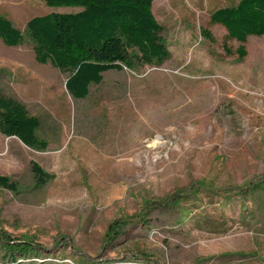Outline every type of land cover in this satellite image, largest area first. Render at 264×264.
<instances>
[{
    "label": "rangeland",
    "instance_id": "rangeland-1",
    "mask_svg": "<svg viewBox=\"0 0 264 264\" xmlns=\"http://www.w3.org/2000/svg\"><path fill=\"white\" fill-rule=\"evenodd\" d=\"M238 2L154 0L170 56L106 71L78 99L69 72L36 59L26 23L84 7L0 0L25 33L18 46L0 38V94L49 142L0 132V174L18 184L0 186V236L36 247L0 243V264H264V36L243 43L210 21ZM33 161L54 179L38 184Z\"/></svg>",
    "mask_w": 264,
    "mask_h": 264
},
{
    "label": "trees",
    "instance_id": "trees-1",
    "mask_svg": "<svg viewBox=\"0 0 264 264\" xmlns=\"http://www.w3.org/2000/svg\"><path fill=\"white\" fill-rule=\"evenodd\" d=\"M50 6H83L78 12H51L36 15L28 20L26 29L33 40L36 59L50 62L69 72L68 91L76 98H86L92 84L103 80V73L113 69L135 67L136 64H161L170 56L163 26L155 18L154 0H45ZM212 23L223 25L228 37L246 42L249 36H264V0H239L236 5L220 7L210 15ZM202 35L214 41L208 28ZM0 38L6 45L24 43L25 33L6 16L0 15ZM225 51H232L224 45ZM240 57L247 54L241 44ZM39 117L14 98L0 94V132L18 137L24 144L44 150L49 142L39 135ZM32 168L38 184L54 179L36 161ZM0 186L18 191V184L9 176L0 174ZM119 221H114L109 231L116 232ZM0 243L21 255L36 249L29 240L15 242L3 234ZM27 256V255H26ZM17 264L13 255L12 261Z\"/></svg>",
    "mask_w": 264,
    "mask_h": 264
},
{
    "label": "bare ground",
    "instance_id": "bare-ground-1",
    "mask_svg": "<svg viewBox=\"0 0 264 264\" xmlns=\"http://www.w3.org/2000/svg\"><path fill=\"white\" fill-rule=\"evenodd\" d=\"M159 138H161V137L159 136Z\"/></svg>",
    "mask_w": 264,
    "mask_h": 264
},
{
    "label": "crops",
    "instance_id": "crops-1",
    "mask_svg": "<svg viewBox=\"0 0 264 264\" xmlns=\"http://www.w3.org/2000/svg\"><path fill=\"white\" fill-rule=\"evenodd\" d=\"M225 7H227V6H225Z\"/></svg>",
    "mask_w": 264,
    "mask_h": 264
}]
</instances>
